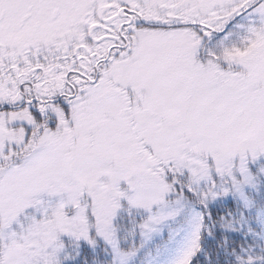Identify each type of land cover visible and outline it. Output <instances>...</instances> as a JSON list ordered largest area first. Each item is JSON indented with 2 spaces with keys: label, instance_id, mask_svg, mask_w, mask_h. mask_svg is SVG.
Instances as JSON below:
<instances>
[{
  "label": "snow or ice",
  "instance_id": "obj_1",
  "mask_svg": "<svg viewBox=\"0 0 264 264\" xmlns=\"http://www.w3.org/2000/svg\"><path fill=\"white\" fill-rule=\"evenodd\" d=\"M0 264H264V0H0Z\"/></svg>",
  "mask_w": 264,
  "mask_h": 264
}]
</instances>
